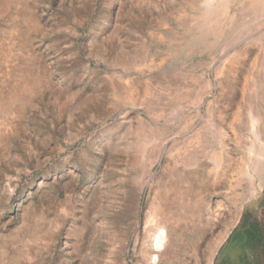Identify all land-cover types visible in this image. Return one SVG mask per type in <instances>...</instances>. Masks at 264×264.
Listing matches in <instances>:
<instances>
[{"label": "rangeland", "instance_id": "obj_1", "mask_svg": "<svg viewBox=\"0 0 264 264\" xmlns=\"http://www.w3.org/2000/svg\"><path fill=\"white\" fill-rule=\"evenodd\" d=\"M0 264H264V0H0Z\"/></svg>", "mask_w": 264, "mask_h": 264}, {"label": "bare ground", "instance_id": "obj_2", "mask_svg": "<svg viewBox=\"0 0 264 264\" xmlns=\"http://www.w3.org/2000/svg\"><path fill=\"white\" fill-rule=\"evenodd\" d=\"M159 233L157 234L156 238L154 239V246L161 247L164 245V241L166 239V231L164 227H160Z\"/></svg>", "mask_w": 264, "mask_h": 264}]
</instances>
